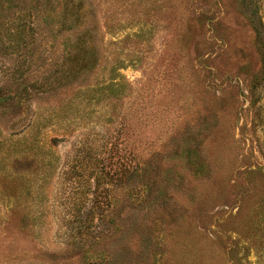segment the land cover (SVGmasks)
<instances>
[{"label":"rangeland","instance_id":"obj_1","mask_svg":"<svg viewBox=\"0 0 264 264\" xmlns=\"http://www.w3.org/2000/svg\"><path fill=\"white\" fill-rule=\"evenodd\" d=\"M0 19V264H264V0Z\"/></svg>","mask_w":264,"mask_h":264},{"label":"trees","instance_id":"obj_2","mask_svg":"<svg viewBox=\"0 0 264 264\" xmlns=\"http://www.w3.org/2000/svg\"><path fill=\"white\" fill-rule=\"evenodd\" d=\"M3 1L4 0H0V12L2 10V2ZM27 21L29 22L28 25H26V22ZM27 21H23V22L18 21L17 22L16 28L15 29H12V31L6 37V39L8 40V42H7L8 45H16L19 40H23V38H24L23 33H24V30L25 29H26V32L25 33L27 35H29V36H33L34 35L35 32H34V30H33L34 28L32 26V25H35V24H33V22H34V16H32L30 14V16L27 18ZM2 24L3 23L1 22V19H0V25H2ZM15 70H18V69H15ZM107 80H108V84H107V87L108 88H112L113 86L119 85V83L116 82L117 79L115 78V76L107 77Z\"/></svg>","mask_w":264,"mask_h":264}]
</instances>
